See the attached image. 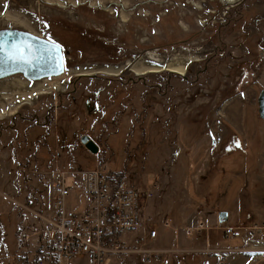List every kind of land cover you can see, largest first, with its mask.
<instances>
[{
	"label": "rangeland",
	"instance_id": "1",
	"mask_svg": "<svg viewBox=\"0 0 264 264\" xmlns=\"http://www.w3.org/2000/svg\"><path fill=\"white\" fill-rule=\"evenodd\" d=\"M4 4L0 0V34L54 41L62 48L65 69L44 77L30 76L26 69L0 72V111L6 112L0 117V264H25L23 235L42 228L33 212L52 210L51 175L58 168L107 165L141 188L157 181L164 199L155 202L153 216L164 209L163 219L173 225L182 214L184 221L200 216L193 206L214 189L220 170L216 163L225 162L220 171L241 168L235 163L226 169L235 150L206 166V149L213 140L209 125L217 112L221 124L238 126L242 133L236 140L243 145L253 139L256 128L258 150L264 152V120L258 113L264 89V0H7L6 8ZM184 61L189 63L184 75L167 69L138 75L129 66L144 62L163 67ZM100 67L122 72L74 73ZM70 71L65 89L32 98L14 85L17 81L34 85ZM19 104L16 112L7 114ZM227 110L235 114L227 115ZM83 136L96 143L97 153L82 144ZM238 160L235 155L231 162ZM195 175L204 193L191 190ZM242 182L222 181L223 191L244 190ZM187 195L196 198L185 210ZM68 205L79 214L83 211L85 199L79 189ZM263 221L264 216H257L249 226ZM232 229L233 236L225 229L227 236L240 244L237 229ZM38 237L27 244L34 257L38 245L46 242ZM121 239L129 245L142 241L141 234H123ZM158 239L148 247L168 251L166 260L154 258L147 264H169L180 252ZM249 241L260 247L261 254L254 256L242 247L245 252L234 256L235 264H264V240ZM208 250L228 252L221 254L230 255V260L237 252L218 246L201 249L209 264H216L217 258L208 256L214 253ZM71 264H88V258H74ZM111 264L146 263L135 253L114 256Z\"/></svg>",
	"mask_w": 264,
	"mask_h": 264
},
{
	"label": "built area",
	"instance_id": "2",
	"mask_svg": "<svg viewBox=\"0 0 264 264\" xmlns=\"http://www.w3.org/2000/svg\"><path fill=\"white\" fill-rule=\"evenodd\" d=\"M118 173L107 165L56 169L51 175L52 210L33 212L42 223V228L23 235L25 264H71L72 259L83 257L88 258V264H111L114 256L135 253L141 254L144 262L152 258L165 261L168 251L148 247L159 236L156 224L151 223V209L152 200L161 189L160 183L155 181L141 188L131 185ZM78 189L85 199L80 214L68 205V200ZM163 224L170 229L175 228L170 221L164 220ZM254 224L245 231L247 246L251 245L249 239L264 240V221ZM206 226V222L198 221L193 227L195 231L190 226L188 232L199 235ZM212 227L218 228L219 223ZM228 231L231 236L234 235L232 228ZM123 234H141L142 241L138 245H129L121 239ZM36 235L46 242L38 245L34 257L33 253L29 254L27 244ZM208 251L218 255L228 253L223 250ZM218 264L226 262L220 258Z\"/></svg>",
	"mask_w": 264,
	"mask_h": 264
},
{
	"label": "crops",
	"instance_id": "3",
	"mask_svg": "<svg viewBox=\"0 0 264 264\" xmlns=\"http://www.w3.org/2000/svg\"><path fill=\"white\" fill-rule=\"evenodd\" d=\"M228 114H235V112L227 110V115ZM219 116L220 115L217 112L216 116L212 119L211 125H209L208 132L212 134L213 140L212 145L209 146L208 144V148L206 149V166L209 168V165L213 160H218L221 158V156L228 155L232 150H235L230 154L231 157L229 158L226 169H232L233 167H235V163H239L241 168L232 172H227L226 170L220 171L224 168L225 162L221 161L219 163H216L217 169L220 168V170L216 173L217 177L219 178L215 183L214 189L208 191L210 192V194L199 191V180L196 175L191 179V190L194 191L195 194L204 193L202 194L203 196L200 199H203V201H201L200 203H196L193 206L196 209V214L200 216H198L195 220L192 217L190 220L186 218V221H184V219L181 220V217L184 218L182 214L179 221L173 223L175 228L168 229L166 228V226H162V229L160 228V233L158 236L159 239L157 238L158 241L165 242L166 245L170 244L171 246H173L177 252L178 249L180 250L179 253H175V258L169 264H209L208 259L205 258L201 253V249H206L210 246H218L219 248L227 249L232 253L234 251H237L235 252V254H233V260L229 259L230 255L225 256L215 253H212L211 255L205 254L211 257H216V264H218L220 258H223L226 264H235L236 258H234V256H239V251H244V249L242 250V247L250 248L249 246H247L248 244L245 239V231L247 230V227L251 225L252 222L254 223V219L257 216L260 219L262 218V216H264L262 215L264 209L262 210L261 207L262 202L264 203V170L261 169V161L263 160L262 158H264V152H260L258 150L256 151V153H254L257 155L251 157L252 144L254 141L250 139L245 141L244 145L241 144L240 140H236L237 135L242 133L238 126H232V128L224 126L223 123L221 124V122H223V119H220ZM256 134L257 131L255 129V132H253L254 140L256 138ZM228 137L232 139L226 141L225 144V140H227ZM261 148L264 149V145ZM213 155L217 158H215ZM235 155H239V160L231 162L233 161ZM189 163L192 164L191 162ZM191 171L193 170L191 169ZM187 176L188 174H186V177ZM229 179L242 180V187L246 189H235L224 192L222 181H228ZM188 195L186 197L189 202L187 201L186 204L185 202H183V208H185V210L192 205L190 202L193 200L192 198H196L195 195ZM220 212L228 213L227 221L221 222L219 220ZM198 221L206 222L207 226L205 230H203L198 236L191 235V237L189 238L186 235L188 228L190 226L194 227L196 222ZM218 221H220L221 227L213 228V223H217ZM227 227L237 229V231H235V235L239 236L241 241L240 244L237 242V240L230 239L227 236V230H225L227 229ZM243 232L244 234H242ZM170 233L171 241H168V236H170ZM164 234L168 235L166 241H164ZM225 241L227 242L226 244L224 243ZM198 261L199 263H197ZM143 263L146 262L143 261Z\"/></svg>",
	"mask_w": 264,
	"mask_h": 264
},
{
	"label": "water",
	"instance_id": "4",
	"mask_svg": "<svg viewBox=\"0 0 264 264\" xmlns=\"http://www.w3.org/2000/svg\"><path fill=\"white\" fill-rule=\"evenodd\" d=\"M6 38L11 44L13 41L18 43H31L34 46H40L48 44V41L38 39L37 37L26 35V34H13L11 36L2 37L0 36V39ZM48 47L52 48L53 45L48 44ZM58 49V56L59 60H54L51 57H45L41 60H33L31 64L23 61V60H8L4 57L3 53H0V72H7L15 69H26L27 74L30 76H36V77H44L49 75H56L60 74L65 69V63H64V54L62 51L61 46L55 44V48L53 50V55H56V51ZM25 54L30 55V53H27V50L25 49ZM62 61L63 67H60V62ZM92 75H83L80 76H94L96 73H91ZM100 74V73H97ZM120 75V74H119ZM118 75V76H119ZM184 75V74H183ZM258 113L261 119L264 120V89L261 91L260 96L258 98ZM81 142L92 152L97 153L98 152V146L96 143L90 139L89 136H83L81 139ZM219 219L221 222L227 221L228 219V213L227 212H220L219 213Z\"/></svg>",
	"mask_w": 264,
	"mask_h": 264
},
{
	"label": "bare ground",
	"instance_id": "5",
	"mask_svg": "<svg viewBox=\"0 0 264 264\" xmlns=\"http://www.w3.org/2000/svg\"><path fill=\"white\" fill-rule=\"evenodd\" d=\"M238 0H222V2H235ZM64 63H65V57H64ZM188 64L186 61L181 62V63H169V64H163V67H153V66H147V63H142V62H138L135 65L133 63L129 64V66L138 74V75H145L147 73L150 72H162L163 69H167V70H171L172 72H175L177 74H185L186 69L188 67ZM129 67V69H130ZM84 73L83 75H92L91 73H95V72H100L103 74H108V75H112V76H118L122 71H120V69L118 68H113V67H100V68H92V69H81V70H76L74 71V73ZM72 71H70L69 73H63L60 76L58 75V77L53 78V79H49L40 83H36L34 85H27V83H23L22 81H17L14 83L17 90H19V92H21L22 94H25L27 96V99L30 97L32 98L33 96L39 95V94H45V93H49L50 90H58V89H65V86L67 84V82L70 80L71 75H72ZM81 74V73H80ZM22 82V86H20ZM22 102H26L25 100H23ZM22 105V103H20ZM17 105L14 109L10 110L7 114L10 115V113H14L16 112L17 108L20 106ZM6 115L5 111H0V117L4 118ZM249 250H247V252L253 253L254 256H258L261 254V250L260 248H258V246H253V245H249ZM245 252V250H244Z\"/></svg>",
	"mask_w": 264,
	"mask_h": 264
},
{
	"label": "snow or ice",
	"instance_id": "6",
	"mask_svg": "<svg viewBox=\"0 0 264 264\" xmlns=\"http://www.w3.org/2000/svg\"><path fill=\"white\" fill-rule=\"evenodd\" d=\"M4 7H7V0H5ZM11 33H4L0 34L2 37L11 36ZM39 38H37L38 40ZM48 44L53 45L52 48L48 47ZM48 44L40 45V46H34L31 43H18L13 41L11 44H9L8 40L6 38L0 39V53L4 54V57L8 60H23L29 64L32 63L33 60H41L45 57H51L54 60H59L58 56V49L56 51V55H53V50L55 48V42L49 40ZM25 49L27 50V53H30V55L25 54ZM60 67H63L62 61L60 62Z\"/></svg>",
	"mask_w": 264,
	"mask_h": 264
},
{
	"label": "trees",
	"instance_id": "7",
	"mask_svg": "<svg viewBox=\"0 0 264 264\" xmlns=\"http://www.w3.org/2000/svg\"><path fill=\"white\" fill-rule=\"evenodd\" d=\"M256 129V128H255ZM257 137H258V133L256 134V138H255V140L254 139H252L254 142H253V144H252V155H251V157H254L255 155H257V154H254V153H256V151H258V143H260V140L259 139H257ZM78 168V167H77ZM80 168H83V167H80ZM193 168H194V166H193ZM118 176H120L121 178H125V179H127L125 176H124V174L123 173H118ZM130 182V184L131 185H134V186H137V185H135V184H133L131 181H129ZM25 192H26V194H27V196H30V192H29V190H26L25 189ZM163 199H164V192H163V188L161 187V189L156 193V195H155V197H154V199L152 200V209H151V223H155L156 224V227L158 228V227H162V226H164V224H163V221H164V219H163V215L166 213L165 212V210L164 209H162L161 210V215L160 216H158V217H154L153 216V210H154V206H155V202L156 201H163ZM9 201V200H8ZM21 202V201H20ZM22 203H24V202H22ZM26 206H28V207H30L31 208V206H30V204L29 203H24ZM11 205V203H10V201H9V205L8 206H10ZM0 206H3V203H2V201H1V199H0ZM32 209V208H31ZM40 210V209H39ZM41 211V210H40ZM50 211H51V209H50ZM50 211H47V210H44V211H41V212H50ZM165 216H166V214H165ZM159 217H162V219L160 220V218ZM159 229V228H158ZM159 233H160V229H159ZM19 246H21L20 245V242H19ZM154 258H152L150 261H148V262H146V263H153L154 262ZM219 262V261H218Z\"/></svg>",
	"mask_w": 264,
	"mask_h": 264
},
{
	"label": "flooded vegetation",
	"instance_id": "8",
	"mask_svg": "<svg viewBox=\"0 0 264 264\" xmlns=\"http://www.w3.org/2000/svg\"><path fill=\"white\" fill-rule=\"evenodd\" d=\"M83 144V143H82ZM84 145V144H83ZM85 146V145H84Z\"/></svg>",
	"mask_w": 264,
	"mask_h": 264
}]
</instances>
